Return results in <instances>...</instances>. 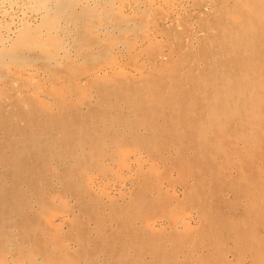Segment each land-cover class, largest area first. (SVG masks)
<instances>
[{"label":"bare ground","instance_id":"1","mask_svg":"<svg viewBox=\"0 0 264 264\" xmlns=\"http://www.w3.org/2000/svg\"><path fill=\"white\" fill-rule=\"evenodd\" d=\"M86 2L88 7H80L83 3L80 0H40L39 3L43 4L34 13L36 19L41 17L42 23L23 18L21 26L13 32H10L11 28L6 37H0V264L19 260L24 264H152V255L151 260L139 255H133L130 260L127 247L112 241L113 237L107 231L112 226L109 227L106 221L114 220L117 213H106V200L97 191L99 184L94 178L89 180L93 167L109 169L110 161L106 163V158L113 160L116 157L113 146L120 142L130 140L149 152L155 151L163 140H170V147L175 150L184 147L181 150L183 159L178 158L172 171L183 174L182 189H186L190 178L194 179L188 192H200L199 206L209 199V194L218 200L224 193L220 186L210 189L204 181L213 173H219L217 177L223 178L224 182L235 181L241 176L245 184L252 183L256 187L258 183L259 187H264V0H234L231 7L218 11L215 15L217 23L213 27H209V23L205 26L202 51L194 47L196 38L186 43L187 30H184L174 36L177 47L172 55L170 52V60L159 64L161 55L155 51L156 37L148 38L151 50H144L148 65H141L149 68L139 66L136 77L114 66L117 57L113 47L119 39L110 37L107 32L111 26L105 21L114 20L121 25L124 34L129 30L127 16L117 10L113 14L112 10L105 8L106 11L101 12L96 7L97 2ZM66 9H72L71 17L77 20L97 18L94 20L96 25L88 20L81 28L82 32L93 36V46L86 56V61L91 60L94 65L90 70L73 65L80 60L82 49L76 50V56L71 54L69 44L74 35L65 27L68 22H56ZM52 10L54 15L50 13ZM36 24L42 25L29 28ZM104 33L109 37H103ZM121 37L129 52L134 49L131 41ZM11 45H16L22 54H17L16 49H8ZM24 52L39 55L38 59L44 62L45 75L51 77L47 76L54 81L52 84L58 83L54 88L57 89L54 98H59L55 109L46 103L45 98H37L35 93L33 97L26 90L31 89L30 85L24 86L26 92L17 93L12 82L7 83L12 76L10 61L16 60L19 65L15 67L19 68L33 60L34 56L27 57ZM61 64L67 68L63 75L57 71ZM34 71L39 76L44 75L41 70ZM112 72H124V75L112 77ZM25 73L33 74V71L28 69ZM82 76L89 77L86 85L80 81ZM93 91L100 104L93 105ZM106 103L109 109H127L128 112L108 121L109 117L103 113ZM119 124L123 126L119 128ZM133 125L147 129L149 134L127 131V126L131 129ZM186 149L192 152L191 156ZM154 175L157 184L153 190L157 197L148 193L143 198L147 218L163 203L172 200L179 203L181 200L180 193L171 191L163 183L162 179L168 174L150 172V182L154 181ZM63 179L66 187L75 193L77 205L88 210L90 216L99 221L98 225L83 226L74 210L56 216L52 209L54 197L49 194ZM80 179L82 181H78ZM167 192H171L172 197L166 195ZM192 218L146 221L137 228L133 244L157 252L162 258L159 264H229L230 255L225 252L208 258L203 255L197 262L193 261L200 249L197 248L198 241L186 246L189 248L187 256L183 258L184 255L179 254L184 238L182 232L190 233L195 228ZM162 228L178 233L177 240L167 237L165 240ZM220 233H217V241L233 239L238 245L237 233H228L226 237ZM151 234L159 235V239L151 240ZM204 241L206 239L202 243ZM210 242L214 244L211 238ZM171 244L174 249L169 250ZM256 259L261 260L260 257Z\"/></svg>","mask_w":264,"mask_h":264},{"label":"rangeland","instance_id":"2","mask_svg":"<svg viewBox=\"0 0 264 264\" xmlns=\"http://www.w3.org/2000/svg\"><path fill=\"white\" fill-rule=\"evenodd\" d=\"M39 1L40 0H37V1L36 0L34 1L33 0H0V5L3 4L2 5L3 8L2 6H0V19H1L0 20L1 22L0 23V37L2 35L6 37L7 32L11 28L12 29L10 32H13L19 26H21L20 24L22 22L21 19L23 18L33 21V22L42 23L41 17H40V20H39V17L36 19V16L34 13L39 8V6L40 5L42 6L43 4V3H39ZM86 1L87 0H85V3H84V0H80V2H83L80 7H83V6L88 7ZM135 1L138 2V5L136 4ZM227 1L229 2L231 1V2L229 3ZM233 1L234 0H226V1L225 0H213V1L212 0H140V1L139 0H126V1L125 0H107V1L106 0H89L90 3L97 2L98 4L96 5V7L98 6L97 8L101 12H104L105 9L106 10L110 9L113 11V14H114V11L117 10L116 12H120L121 14L127 16V21H128L127 29L129 28V30H127V32H124V34L120 30L121 25L114 23V20L107 21L106 19L105 21L107 23L106 25L111 26L110 32L109 31L107 32L110 35V37H115L117 38V40L119 39L117 44H115L116 47L115 46L113 47L114 54L117 57L116 61L113 62L116 64V65L114 64V66L122 68V70H124L125 73L134 75L135 77L137 75L136 69L139 66H143L141 65L142 63L147 64L145 62L147 61L146 59L147 54L144 50H151L148 47V38L156 37L157 42L154 41V46L156 45L155 51L159 52V54L161 55L160 59H158L159 64L170 60L169 57L170 55L173 54V49L175 51L177 47V43H175L176 41L174 40V36L177 33L182 32L184 30H187L185 34L186 43L190 42L192 38L193 40L194 38H196L194 47L196 48L197 51H202L203 50L202 39L206 32L205 26L208 25L209 23L210 25L209 27H213L217 23L216 21L217 19L215 16L217 12L220 11L221 9L227 8V6L231 7L230 4H232ZM32 2L33 4H31ZM54 10L50 11L52 15L55 14ZM72 11H73L72 9H68V10L66 9L65 11H63L64 13L63 12L60 13L59 18L56 22L60 21V23H64V24L68 22V24L65 27L67 30H69V32H72V34L74 35L73 36L74 38L72 37L70 39V44H69L71 47V54L76 56V50H78L79 48L82 49V53H81L80 60H79L80 62L75 61L76 63H73V65L80 69L90 70L92 67H94V65L91 62V60L86 61V56L88 57V54L90 53V50H91L90 48L93 46V44H91L93 36L91 37L90 34L82 32L81 28L83 24L86 23L88 20H91L90 22L96 25L97 23L94 22V20H97V18L96 16L95 18H92V19L89 17H82L81 19L77 20L71 17L73 16L71 13ZM48 17H49V14H48ZM112 17L113 16H111L110 19ZM121 24L126 26L125 23H121ZM39 25H42V24H36V25L30 26L29 28L35 29V27ZM166 33L168 34L170 33V34L166 35ZM188 33L189 35L187 36ZM104 35H107L106 33L103 34V37H109V35L107 36H104ZM121 36L125 37L127 41H131L133 45H135L134 49L131 50L132 53L131 51L129 52L128 49H126L127 46H125L126 44ZM121 39L122 41L119 42ZM103 40L105 41V39H102V42ZM16 47H17L16 45H11V46H8V49H14V50L16 49L15 52L17 54H22V52L19 51V49ZM1 51L2 50H0V53ZM24 54L27 57L34 56L32 57L33 60L29 62L25 67L21 66L19 68L15 67L19 65V63L16 62V60L10 61L11 64L9 65V68L11 67L10 70H11L12 76H10L11 77L10 79H7V83L12 82L11 86L17 91V93H23V92H26L27 90L31 93L33 97L37 95V98H43V99L45 98L44 100L46 101V103L48 102V105L52 106V108L54 107L53 109H55V107H57L56 105V103L58 102L57 100L59 98H57V100L54 98V95L57 91V89H54V88L56 87L58 83L52 84L54 83V81L50 79L51 77L47 75L50 77L49 78L45 75L44 62L38 59L40 57L39 55L32 53V52H24ZM151 60H152V57H151ZM161 60L163 61L160 62ZM96 62L97 61L95 60V65H96ZM147 65L146 67L145 66L143 67L149 68V66L147 67ZM28 69H29V72L33 71V74L32 73H29L30 75L26 74L25 70H28ZM37 69L41 70L44 75L42 74L43 76H39L34 71ZM50 70H52V68ZM53 70H56V69H53ZM66 70H67L66 66H64V64H61L57 71L60 72V75H63ZM129 70L130 71L132 70V71L130 72ZM124 72L121 74H115L112 72L111 74H114L112 75V77H115V76L124 75ZM46 74H48V72ZM88 80H89L88 76H82L80 79L81 83L84 85L88 83ZM44 81L45 83H43ZM57 82L60 83L62 81H57ZM3 83L5 82L3 81ZM25 85L26 87L30 85L31 89L30 90L28 88L26 89V87H24ZM49 87L50 88L52 87L53 89L52 88L50 89ZM34 89H35V92H34ZM50 94L52 95V97L49 96ZM92 94L94 95L92 98V102L94 101L93 105L100 104L97 93L93 91ZM107 106H108L107 103L103 106L105 107L103 113L107 116V118L109 117L108 121H111L114 118L113 116H118V115L120 116V114H126L128 112L127 109L126 110L123 109L120 111L116 109H109ZM129 113L130 115L133 116L131 112ZM117 126L120 128L123 125L119 124ZM127 131H131V132L137 131L140 134H145V135L149 134L147 129H144L143 127L137 126V125H133L131 129L128 128L127 126ZM170 145H171L170 140L166 142L165 140H163V141H160V146H157L155 151L149 152L147 149L140 148L138 145L132 143L130 140H127V142H124V143L120 142L118 143V145L113 146L114 147L113 153L116 154L115 155L116 157L114 156L115 158L113 157L114 158L113 160L112 159L108 160V158H106V163L110 161L108 163L109 169L104 170V169L97 168V167H93V169H91L92 172L89 175V180L91 178H94L96 181V184H99L97 185V188H98L97 191L103 197V200L107 201V202L105 201V205H104L106 207V210H105L106 213L109 214V213L115 212L117 213V216H118V217H115L114 220H107V218L105 219V221L107 220L106 221L107 225L109 227L112 226L111 228L107 229V231H109L108 232L109 236L113 237L112 241L121 246L127 247V255L130 257L129 258L130 260H131V257H133V255L134 256L139 255L140 257H143V258L146 256V258H149L151 260L150 256L152 255L154 258L153 260H151V263L159 264L160 261H162V258L161 256L157 255V252H151V250L153 249L147 248L146 246H141V248H139L138 246L133 244V241L137 235V228H140L142 225H144L146 221H149V222L152 220L154 221H164V220L165 221H178L181 219L183 220L185 218H192L191 216H193L192 219H194L195 221L194 230H192L190 233H186L184 231L182 232L183 233L182 235H184V238L181 240L183 245L180 248L179 254L184 255L183 258L187 256V253H189V248H188L189 245L192 244L193 241H198L197 248H200V249L197 252L199 254L197 253L195 255V259H193V261L199 260L200 257L203 258V255L206 258H208L212 255H215V254L219 255L220 253L225 252L228 256L230 255L229 264H264V202H263L264 201V190H263L264 187H261V186L259 187L258 183L256 187L252 183L245 184L244 182L245 179L241 176L238 177L239 179L236 178L235 181L228 182V180H225L224 182L223 178L217 177L219 176V173L218 174L213 173V174L207 175L204 181L208 184L210 189L211 188L214 189V186H216L218 189V187L220 186L222 189V192L224 193L221 194L218 200L216 196H210L209 194L208 196L209 199L204 201L202 206H199L197 204V198L200 196V192L198 193L197 191L196 192L193 191L194 193H191V194L188 192L192 188L191 184L193 183L194 179L190 178L188 182L189 184L185 186L186 189H182L180 181H182L181 178L184 177L182 176L183 174H180L178 170L172 171V169H175L173 166H174V163L178 161V158L181 160L183 159L181 150H184L185 148L181 147L180 149L175 150L171 148ZM189 151L190 150H187V149L185 150V152L189 153V155L191 156L192 152L191 151L189 152ZM137 153H140V154L143 153V154L137 155ZM175 154L176 156L178 154L176 158L174 157ZM133 155H137V156L133 157ZM139 160H141V162H139ZM69 165L67 166L68 168L71 167V166L69 167ZM129 167H131V171H129ZM150 172H155L160 175L164 174L163 176H166L165 174H168L169 176L163 178L162 181L168 189H170L171 191H175L176 193H180L181 200L179 203H175L173 202V200L170 203L169 202L163 203L161 206H159L157 211L152 213L147 218L145 216V210H144L145 207L143 206V198L145 194H148V193L149 195L151 193H154V196L157 195V193H155V191L153 190L155 187L154 185L157 184L156 176L155 175L152 176L154 181L150 182L149 176H148V173ZM79 173H81V170L79 171ZM78 181H82V180L80 179ZM46 186L47 185L45 184V187ZM149 186L151 188H149ZM119 188L121 189L117 190ZM67 193L69 196L67 195ZM115 193L117 196H115ZM166 195L171 196V192H167ZM49 196L54 197L52 209L55 211V214L57 217L59 215L69 213L70 210H74L75 211L74 214L77 215L78 220L82 222L83 226L91 228V227H95L96 225H98L99 221L97 219L95 220L94 218H92L88 210H85L81 208V206L77 205L76 195L73 192V190L68 189L66 187L64 179L63 181L61 180L57 182L56 187L51 190ZM59 197L61 200L58 199ZM210 197L216 198V200H213ZM63 201H65V203H62ZM240 202L242 203V205ZM188 213L190 214L188 215ZM91 219H93L94 221ZM207 222L208 223L212 222V224L209 225ZM75 231H78V229H76ZM219 232H221L220 233L221 236L224 235L225 237H226V234L235 235L237 233L236 239L238 240V245H237V242L233 239H223L222 238L220 241L219 240L217 241L216 237L218 236L217 233ZM161 233H162V236L165 237V240H166V237L175 238V240H177L178 233H176L177 234L176 235L175 233L170 231V229L168 230L163 229L161 230ZM149 238L153 241H156L157 239H159V235L151 234ZM203 238L206 239L207 244L205 243L206 241L202 243V241L204 240ZM210 238L214 244H211ZM224 240H227V241L223 243ZM87 248L89 249V252H90L91 249L89 248V246H87ZM170 249H174L173 244L169 246V250ZM92 252L93 251H91L90 253ZM256 257H260L261 260L259 261L258 259H256ZM4 264H8V263L4 262ZM9 264H24V262H21L19 260L16 263L11 262Z\"/></svg>","mask_w":264,"mask_h":264}]
</instances>
